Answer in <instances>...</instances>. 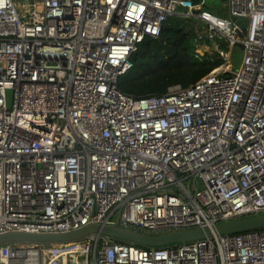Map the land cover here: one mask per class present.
Segmentation results:
<instances>
[{
  "label": "built area",
  "instance_id": "obj_1",
  "mask_svg": "<svg viewBox=\"0 0 264 264\" xmlns=\"http://www.w3.org/2000/svg\"><path fill=\"white\" fill-rule=\"evenodd\" d=\"M227 8L0 0V234L120 223L158 235L264 215V0ZM175 16L204 24L197 47L226 42L225 63L161 96L122 92L132 56ZM45 246L3 245L0 264H264V229L150 249L98 234Z\"/></svg>",
  "mask_w": 264,
  "mask_h": 264
},
{
  "label": "trees",
  "instance_id": "obj_2",
  "mask_svg": "<svg viewBox=\"0 0 264 264\" xmlns=\"http://www.w3.org/2000/svg\"><path fill=\"white\" fill-rule=\"evenodd\" d=\"M194 6L203 3V10L219 17L228 16V0H188ZM204 24L194 18L175 16L163 27L159 39L147 38L132 56L133 68L119 79L118 87L125 94L134 98L161 96L173 86L188 88L195 85L225 62L221 52H228L229 45L221 41L218 50L205 40L202 46L210 47V51L201 56L197 54L198 31ZM242 46L234 48L233 58L242 53ZM198 56V57H197ZM231 61V52L226 56ZM233 61V62H234ZM228 65L219 71L227 69ZM118 243L130 244L114 239ZM144 249H150L137 245Z\"/></svg>",
  "mask_w": 264,
  "mask_h": 264
},
{
  "label": "water",
  "instance_id": "obj_3",
  "mask_svg": "<svg viewBox=\"0 0 264 264\" xmlns=\"http://www.w3.org/2000/svg\"><path fill=\"white\" fill-rule=\"evenodd\" d=\"M239 27L238 35L242 36L247 29L245 21L234 18ZM264 229V215L223 223L214 228L204 227L158 235H147L134 230L123 228L120 223L115 226L101 227L89 225L80 230L62 234H33L25 232H6L0 234V247L3 245L34 244L61 245L80 242L95 235H103L131 244L149 248H158L173 244L192 242L211 238L214 235H230L242 232Z\"/></svg>",
  "mask_w": 264,
  "mask_h": 264
},
{
  "label": "rangeland",
  "instance_id": "obj_4",
  "mask_svg": "<svg viewBox=\"0 0 264 264\" xmlns=\"http://www.w3.org/2000/svg\"><path fill=\"white\" fill-rule=\"evenodd\" d=\"M204 47V49H201V50H197V52L201 55V56H203V55H205L206 53H208L209 51H210V47H208V46H203ZM233 61H234V59H233ZM232 61V62H233ZM241 64H242V53L239 55V56H237V58H235V61H234V64H233V68L234 69H236V70H239L240 68H241ZM19 245H21V244H19ZM50 246H53V245H47V246H45L44 247V249H47V248H49ZM41 264H48V262H46V261H41Z\"/></svg>",
  "mask_w": 264,
  "mask_h": 264
},
{
  "label": "bare ground",
  "instance_id": "obj_5",
  "mask_svg": "<svg viewBox=\"0 0 264 264\" xmlns=\"http://www.w3.org/2000/svg\"><path fill=\"white\" fill-rule=\"evenodd\" d=\"M201 49H204V47H198V48H197L198 51L201 50ZM227 68H228V67H227ZM225 70H227V69H225Z\"/></svg>",
  "mask_w": 264,
  "mask_h": 264
},
{
  "label": "crops",
  "instance_id": "obj_6",
  "mask_svg": "<svg viewBox=\"0 0 264 264\" xmlns=\"http://www.w3.org/2000/svg\"><path fill=\"white\" fill-rule=\"evenodd\" d=\"M201 47H203V46H201Z\"/></svg>",
  "mask_w": 264,
  "mask_h": 264
}]
</instances>
